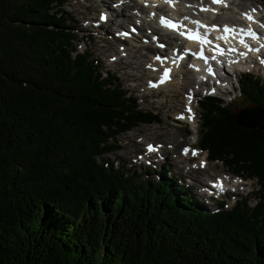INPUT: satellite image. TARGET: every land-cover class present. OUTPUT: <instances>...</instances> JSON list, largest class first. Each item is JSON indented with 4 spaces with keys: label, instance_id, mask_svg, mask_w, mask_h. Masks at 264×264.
Returning <instances> with one entry per match:
<instances>
[{
    "label": "trees",
    "instance_id": "16d2710c",
    "mask_svg": "<svg viewBox=\"0 0 264 264\" xmlns=\"http://www.w3.org/2000/svg\"><path fill=\"white\" fill-rule=\"evenodd\" d=\"M62 2L0 0V264H264V128L198 100L197 144L256 178L252 206L208 211L165 164L144 179L114 167L109 139L158 116L75 48ZM236 84L264 111V77Z\"/></svg>",
    "mask_w": 264,
    "mask_h": 264
},
{
    "label": "rangeland",
    "instance_id": "374dc122",
    "mask_svg": "<svg viewBox=\"0 0 264 264\" xmlns=\"http://www.w3.org/2000/svg\"><path fill=\"white\" fill-rule=\"evenodd\" d=\"M182 1L189 4L187 6H196L199 2V0ZM252 1L254 0H232L234 4L231 5L230 8H223L222 10L217 11V15L215 17L216 21L220 23L221 20L229 17L225 21L230 20L231 22H234L238 17L236 13L240 12L243 9H247L249 3H251ZM261 2L263 1H260V3ZM106 3L108 4V6ZM114 3V0H63L61 7L63 9V12L65 13V18L68 20L67 22L70 24L71 28L76 34V42L72 43L75 48L78 51L85 50L89 52L91 56L95 60H97V66L104 74L107 73L108 75H113L115 78H117L122 87L135 97L138 107L141 110L151 111L158 116V121L156 122L140 123L137 126L131 127L127 131L114 136L112 139H109V142H111V144L115 146V148H112L110 152L105 154V156L110 161H113L114 167H116L117 164H120V162L123 161L125 169H135V171L141 175L142 179L146 177L157 178L161 162L155 161V158L152 157V155L148 156L146 153H144L145 145H143L142 143H163L165 146L162 150H165L166 153L168 150L169 152L167 154L170 155V157H173L175 155L173 159L176 160L177 165L181 164V166L178 167L183 169L185 168L186 173L189 174L190 178H194L193 172H195L198 179L192 180L188 176H185V171L183 169L177 168L174 164V160L166 159L164 164L167 168V165L171 166V175L178 180V183L185 185L190 189V192L192 193L194 198L198 202L201 201L203 208L211 210L213 207H215L217 201H225V198H228L229 194L226 193L225 195H222L221 193H218V191L207 193L210 189L207 188L206 190H201V188L204 187V183L206 184L209 179L213 178V175H217L219 173L224 175L225 179L228 182L233 179V176L229 174L228 171H226V169L220 162L210 161L208 158L205 162L204 169H194L193 171L190 170V166L194 165L195 163L197 164L200 161L199 160L197 162V160L199 158L202 159L203 156L206 155L204 150L198 149L196 143L197 139L199 138L198 136L200 135V108L196 104L197 98L193 96L191 100L192 107L194 108V121H192L188 125L174 122V120L179 117L180 113L184 114V108L182 107L184 96H182L180 92H182L183 90L184 92H186L187 88L186 86H184L186 83L184 84L185 80L183 79V75H181L179 71V74L177 75L175 71V82L173 81L172 83H170L172 86L169 84L168 86H164L161 89L155 90H149V88H147V84L149 82L148 80H153V78L158 76V73L156 74V72L158 71L157 66L155 67V69H152L153 67H151V65L153 64L150 61L152 55L149 56L151 52H147V50H145L149 48L151 49V47L143 46V44H150V42L146 40V38H144V36L148 34L146 29L148 25L140 18L138 19L139 23L135 21L137 19L136 15L138 12L125 11L126 13H130V17L134 19L133 21L131 20L129 22H131V24L132 22L133 24H137L139 27V32L136 33L135 36L131 35V38H127L126 40L118 38L116 36V32H113V29L117 31V27L112 25L114 24V22L112 24L108 21H104L102 23L104 19L102 20L100 18V14L103 12L101 10L100 4L101 6H105L108 8H110L109 5L111 4L116 9L117 6H115ZM130 3H132V1H130ZM125 7L126 6L122 8L123 10L121 9V12L124 11ZM234 7H236L237 10ZM143 8L144 9L142 10H147V8ZM255 8L259 9V12L261 11V7L259 5H256ZM192 12L195 13V11ZM261 13H264V11H261ZM121 15L124 18H128L126 17V14L123 15V13H121ZM150 24L154 25V21L152 20ZM118 25L121 30L128 31L126 22L119 23ZM141 35H143V38L140 39ZM97 36H99L100 42L98 41ZM103 39H105L106 41H102ZM102 42L103 44H101ZM132 47H135L139 50V54H136L134 57H132V61L138 60V62H141L140 67L135 64L131 66H127L125 64V62L128 60L127 56L133 55L132 52L127 51L128 49H132ZM152 54H154L153 51ZM142 61L145 63V66ZM138 70L143 71L144 73L140 75L139 82L133 76L135 74H140V71ZM263 73V68L258 69L255 67L252 70L251 74L254 76L262 77ZM227 78L232 80L231 76ZM191 81H189L188 84ZM190 86H193V84H190ZM234 87L235 95L236 84H234ZM170 88L171 92H169ZM184 92L182 94H184ZM223 97L224 104L227 103L229 108H231L232 110L237 109L240 106L244 107L242 105L243 102L242 100H239V97L234 99H232L231 96L224 95ZM186 99L189 98L186 97ZM164 136H168L166 137L167 140L162 141V138ZM199 139H201V137ZM169 145H171V147H169ZM182 146L196 148L198 149L197 152H199V154L197 155V157H191L190 155H188L190 156L189 158H180L179 155L181 156V153L179 152ZM143 153L147 159H143L141 161L138 160V155ZM186 159L190 160H187L185 164L184 161ZM187 165L189 167H187ZM145 170H147V173L145 172ZM244 182L245 185L240 184V187H238V189H236L234 192H237L238 195L232 194L233 197L227 199L226 202H224L221 207L222 209L229 208L232 206L233 202L236 203L240 200H243L250 206L255 204L258 197V191L256 190L258 188V185L254 179L245 178ZM200 184H203V187H201ZM242 188L243 190H241ZM208 194L212 195V199H209L207 197Z\"/></svg>",
    "mask_w": 264,
    "mask_h": 264
},
{
    "label": "bare ground",
    "instance_id": "6f19581e",
    "mask_svg": "<svg viewBox=\"0 0 264 264\" xmlns=\"http://www.w3.org/2000/svg\"><path fill=\"white\" fill-rule=\"evenodd\" d=\"M101 1H105V0H101ZM115 1V6H117V8L115 9V8H113L112 7V2H111V4L109 5V7L110 8H108V7H103V6H101V4H100V7H101V10L103 11V14H104V16H105V19L102 21V23L104 22V21H108V22H111V24L114 22V24H112V25H114L115 27H117V30H121V28H119V26H117V24H119V23H127V28L131 25V22H129V21H131V17H130V13H126L125 11H136V12H138V14H141V11H142V9H143V7L145 6L146 8H147V10L145 11L146 13H149V14H151L152 13V11H156L158 14H161V13H168V14H171V15H179L180 14V19H181V21H182V25H184V24H187V22H189L190 24H195L197 21H202L203 19H206V18H209V17H211V16H213L217 11H220V10H222L223 8H227V7H225V6H227L228 5V1L229 0H222V2L221 3H209L208 1H202V0H199V2H198V4L196 5V6H187V5H189V4H187V3H185V2H183L182 0H172V2H173V5H168V3L167 2H165V0H144L145 1V4L143 5V4H141V3H138V2H136V1H138V0H114ZM130 1H132V3H130ZM182 1V2H181ZM194 1V0H193ZM211 2H212V0H210ZM233 1H235V0H233ZM180 3V4H179ZM237 3V2H236ZM236 3H235V6H236ZM107 4V3H106ZM142 6H141V5ZM159 4H164V5H167L168 7H166V9L165 8H160V7H158V5ZM107 6H108V4H107ZM124 6H126L125 8H124V11L123 12H121V9L124 7ZM202 8H207V9H209V10H207V11H204V10H201ZM235 9H236V7H234ZM198 9L199 10H201L202 12L201 13H196L197 11H198ZM255 9V8H254ZM123 10V9H122ZM195 11V13H196V15L198 14V16L200 17V19L198 18V16L197 17H194V16H196L192 11ZM237 10V9H236ZM240 11V10H239ZM237 12V11H236ZM235 12V13H236ZM120 13V14H119ZM121 13H123V15H125L126 14V17H128V18H124L122 15H121ZM202 13H205V14H202ZM246 13H248V14H251V16L254 18V20L255 21H257L256 20V17H257V15L259 14L261 17H262V15L259 13V11H258V9H255V11H253V9H249V7H247V9H243V10H241L240 12H238V13H236L237 15H238V17H237V19L234 21V22H231L230 20H227V21H225L227 18H229V17H227L226 19H224V20H221V24H225V26H227L229 29H230V31L228 32V33H230V35L231 36H233V35H237V33L240 31V29L242 28L241 26H239V25H237L238 23H242L243 22V20L245 21V23H246V26H248V27H250L252 24H254V25H257V26H260V24L261 23H264V20L262 21V22H260V23H256V22H253V21H250L249 19H247V17H246ZM144 17L146 18V16H145V14H144ZM125 20H124V19ZM232 18H234V17H232ZM108 19V20H107ZM143 22H145V20L144 19H142V18H140ZM218 19V18H217ZM169 19H165V21H168ZM151 21V20H150ZM101 23V24H102ZM262 29H264V27H262ZM159 30V29H158ZM150 32V31H149ZM151 33V32H150ZM161 33V32H160ZM155 34V33H154ZM154 34H152L153 36L151 37L152 38V41L154 42V43H160V44H174L172 47H174V46H176V45H178V41H174V42H172L173 41V39L172 38H170V39H162V38H156L155 36H154ZM163 34H165V33H163ZM156 35V34H155ZM167 35V34H166ZM141 38H143V35L141 36ZM97 39H98V41L100 42V39H99V36H97ZM149 40V39H148ZM102 41H106L105 39H103ZM262 41H264V40H262ZM163 42V43H162ZM101 44H103V42L101 43ZM188 44H190V43H188ZM258 44V43H257ZM259 45V44H258ZM143 46H149V47H151V49L149 48V49H145V50H147V52H151L150 54H149V56H151V58H150V61L153 63L152 65H151V67H153L152 69H155V62L154 61H160L161 60V58H164L165 57V55H168L167 53H163V55H161V52L160 51H158L159 49H156L155 48V45H151V44H143ZM129 47H131V46H129ZM183 47H181L180 46V49H182ZM264 48V47H263ZM171 49V47H169V49L167 48V50H170ZM128 52H132L133 53V55H128L127 57H128V60L125 62V64L127 65V66H131V65H133V64H135V65H137V66H141V62H138V60H136V61H132V57H134L136 54H139V50L138 49H136L135 47H132V49H128L127 50ZM152 51L154 52V54H152ZM179 52H181V51H179ZM179 52H176V53H179ZM131 53V54H132ZM173 53H174V51H173ZM251 54V53H250ZM141 56V55H140ZM251 56H253L252 54H251ZM131 57V58H130ZM139 58V57H138ZM250 58V56L249 55H247V59H249ZM259 58H260V61H261V65H258V67L259 68H263L264 69V57L263 56H259ZM154 60V61H153ZM245 61V60H244ZM118 63V62H117ZM142 63H144L143 61H142ZM179 63V61H175L174 62V64L175 65H177ZM144 66H145V63H144ZM126 68V67H125ZM174 68H176V66L174 67ZM151 69V70H152ZM137 70V69H136ZM175 71H176V73H177V75L179 74V72H180V74L181 75H183V79L185 80V82H184V86H186V88H187V90H190L191 89V86H190V84H193L192 83V74H190L189 73V71L186 69V68H184L183 66H180V68H176V69H174ZM138 71H140V70H138ZM179 71V72H178ZM141 74H144L143 73V71H140V74H138V75H133L134 77H135V79L136 80H138V82L140 81V75ZM180 75V76H181ZM176 76V75H175ZM182 77V76H181ZM142 78V77H141ZM175 80V78H172V79H170L169 81H168V83H165L164 85H162V87H164V86H168L170 83H172L173 81ZM150 81H152V80H150ZM189 81H191L189 84H188V82ZM148 82V81H147ZM175 82V81H174ZM171 85V84H170ZM172 86V85H171ZM162 87H160V88H158V89H161ZM182 88H183V86H182ZM193 89V88H192ZM169 92H171V88H170V90H169ZM184 92V90L182 91V92H180V94H182ZM185 93V92H184ZM144 132V131H143ZM166 137H168V136H164L163 138H162V141L163 140H167V138ZM140 140V139H139ZM148 143H154V144H158L159 145V151L157 152V156H158V158H160V159H158L157 157H156V160L157 161H159V160H161V161H165L166 159H172V160H174L173 159V157L175 156H173V157H170V155H168L167 153L169 152L168 150H167V153H166V151L165 150H162V149H164V144L163 143H159V142H148ZM143 145H145V144H147V142L146 143H142ZM169 147H171V145H169ZM182 150L179 152V153H181V156L179 155V157L180 158H189L190 156L191 157H197V155L199 154V152H197V150H194V149H192V148H190V147H187V146H182ZM172 149V148H171ZM181 149V148H180ZM179 151V150H178ZM171 153V152H170ZM193 153H195V154H193ZM147 154V153H146ZM188 155H190V156H188ZM138 160H146L147 158L145 157V155H144V153L143 154H140V155H138V158H137ZM191 159V158H190ZM190 159H186L185 161H184V163L186 164V161L187 160H190ZM200 160V161H199ZM178 161V160H177ZM199 161V162H198ZM197 164L195 163L194 165H192V166H190V170L191 171H193L194 169H204L205 168V161H204V158H199L198 160H197ZM174 164L176 165V167L177 168H179V169H183V168H180V167H178V166H181V164H179V165H177V162H176V160H174ZM187 167H189L188 165H187ZM184 171H185V176H188L189 177V174L188 173H186V169L184 168L183 169ZM220 174V173H219ZM193 175H194V178H190V179H198L197 178V176H196V174H195V172H193ZM220 177H218V179L219 180H221V179H224L225 178V176L224 175H222V174H220L219 175ZM209 182L208 183H210L212 180L211 179H209L208 180ZM236 181V179H233V181L232 182H235ZM208 183H204V187H203V184L201 185L200 184V186L201 187H203V188H201V190H206L207 188L208 189H210V187L208 186ZM220 184V183H219ZM218 184V182H217V185L216 186H218L219 185ZM222 184V183H221ZM207 185V186H206ZM210 190H212V189H210ZM208 191L207 193H213L214 191ZM210 195V194H209ZM210 196H212V195H210Z\"/></svg>",
    "mask_w": 264,
    "mask_h": 264
},
{
    "label": "water",
    "instance_id": "95a60500",
    "mask_svg": "<svg viewBox=\"0 0 264 264\" xmlns=\"http://www.w3.org/2000/svg\"><path fill=\"white\" fill-rule=\"evenodd\" d=\"M231 113L234 121L244 128H264V111L259 106L247 105Z\"/></svg>",
    "mask_w": 264,
    "mask_h": 264
},
{
    "label": "snow or ice",
    "instance_id": "6c2138e0",
    "mask_svg": "<svg viewBox=\"0 0 264 264\" xmlns=\"http://www.w3.org/2000/svg\"><path fill=\"white\" fill-rule=\"evenodd\" d=\"M165 2H167V3H171V0H165ZM221 2H222V0H212V3H214V4H215V3H221ZM201 10L207 11V10H209V9H207V8H202ZM253 11H255V9H253ZM245 15H246L247 19H249L250 21H253V22L259 23L258 21H255V20H254V18L251 16V14L246 13ZM101 19H105V16L102 15V16H101ZM196 23H199V22H196ZM260 26H261V27H264V23H261ZM169 27L175 29L176 25H175V24H172V23H169ZM213 27H215V25H213ZM229 31H230V29H229L227 26H225V28H224V32L227 33V32H229ZM180 34L186 36L188 39L200 40V36H199V34L183 33V32L180 33ZM248 34H249V35H252V36H255V33L252 32V30H251L250 28L248 29ZM201 42H202V41H201ZM195 54H196L197 56H200L201 58H204L202 52H198V53H195ZM212 58L215 59V57H212ZM209 71H210V69H209ZM165 76H167V72H165ZM189 111H191V109H189ZM181 118H183V117H181ZM189 118H190V117H189ZM151 147H152V146H149V149H150V150H151ZM193 154H195V153H193Z\"/></svg>",
    "mask_w": 264,
    "mask_h": 264
}]
</instances>
